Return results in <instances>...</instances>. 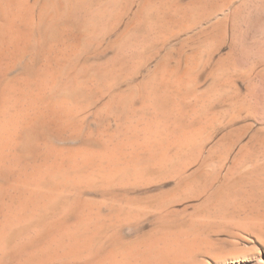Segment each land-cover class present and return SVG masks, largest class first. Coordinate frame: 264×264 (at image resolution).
<instances>
[{
	"label": "rangeland",
	"instance_id": "374dc122",
	"mask_svg": "<svg viewBox=\"0 0 264 264\" xmlns=\"http://www.w3.org/2000/svg\"><path fill=\"white\" fill-rule=\"evenodd\" d=\"M12 10L0 118L5 85L22 95L0 157V227L22 186L61 197L52 190L38 224L17 228L0 264H21L22 248L72 224L96 236L92 251L44 264H264V0H21ZM47 158L61 171L37 179Z\"/></svg>",
	"mask_w": 264,
	"mask_h": 264
},
{
	"label": "bare ground",
	"instance_id": "6f19581e",
	"mask_svg": "<svg viewBox=\"0 0 264 264\" xmlns=\"http://www.w3.org/2000/svg\"><path fill=\"white\" fill-rule=\"evenodd\" d=\"M21 2V0H0V53L5 49V46L7 45V40H8V37H9V35H11L10 34V32H11V28H10V24H9V22H10V17H12L13 15H14V13H13V10H12V5H16V3L17 2ZM25 1V0H24ZM27 1V0H26ZM78 1V0H77ZM36 2V1H35ZM23 4H24V2H22ZM18 4H20V3H18ZM46 4V3H45ZM48 4V3H47ZM22 4H20L19 6H18V9H19V7L21 6ZM76 5V4H75ZM63 6V5H62ZM61 6V7H62ZM15 7V6H14ZM22 7V6H21ZM14 10L16 9V8H13ZM50 9V8H49ZM48 9V10H49ZM26 11V10H25ZM50 11V10H49ZM35 12V11H34ZM29 13V12H28ZM33 13V12H32ZM49 14H51V13H49ZM47 15V14H46ZM59 16V15H58ZM30 18H32V17H30ZM49 18V17H48ZM52 19V18H51ZM28 21H29V19H28ZM31 21V20H30ZM12 24V23H11ZM16 35V34H15ZM21 37V36H20ZM19 37V38H20ZM62 37V36H61ZM10 46H12V45H10ZM194 57V56H193ZM189 59V58H188ZM195 61V60H194ZM196 61H197V58H196ZM191 64V63H190ZM194 64V63H193ZM196 64V63H195ZM189 66V65H188ZM185 69H186V67H184ZM190 67H188L187 69H189ZM193 68H195V66L193 65ZM185 69H183V70H185ZM186 69V70H187ZM196 69V68H195ZM185 70V71H186ZM211 70V69H210ZM184 72V71H183ZM190 72H191V70H190ZM39 73V72H38ZM181 73V72H180ZM187 73H188V71H187ZM186 73V74H187ZM181 74H179V76H180ZM40 76V75H39ZM183 76H185V73H184V75ZM182 77V76H181ZM40 78V77H39ZM47 78V77H46ZM183 79V78H182ZM37 81V80H36ZM181 81V80H180ZM40 83V82H39ZM4 84V83H3ZM85 85V84H84ZM165 85V84H164ZM4 86V85H3ZM87 86V85H86ZM23 88V87H22ZM147 90V89H146ZM23 91H24V89H23ZM2 92L4 93H2L3 95H4V97H5V100H6V113H4V116L3 117H1L0 118V157L2 156L1 155V153H2V151L4 150V149H6V148H8V147H10V145H11V140H13L12 138H13V134H14V128H16V127H14L15 126V123H16V119H17V116H16V114H14L13 112H12V110H14V109H18V106L20 105V98H21V86H20V84L18 83V82H16V81H10V82H8L6 85H5V87H4V89L2 90ZM23 93H25V92H23ZM39 93V92H38ZM21 94V95H20ZM88 95V94H87ZM58 99V98H57ZM2 100H4V98L2 99ZM4 100V101H5ZM22 100V99H21ZM70 101V100H69ZM87 102V101H86ZM2 103V102H1ZM5 103V102H4ZM55 103H56V101H55ZM3 104V103H2ZM68 105V104H67ZM62 106V105H61ZM63 107V106H62ZM5 108V107H4ZM84 108V107H83ZM66 109V108H65ZM68 109V108H67ZM2 111H3V107H2ZM15 112H17V111H15ZM29 112V111H28ZM62 113V112H61ZM72 113V112H71ZM1 114H2V112H1ZM79 114V113H78ZM70 117V116H69ZM198 118V117H197ZM179 119V118H178ZM177 119V120H178ZM194 121H195V119H194ZM175 122V121H174ZM177 122V121H176ZM182 122V121H181ZM183 122H185V121H183ZM192 123H193V121H191ZM187 123V122H186ZM196 123V122H195ZM207 123V122H206ZM183 124H185V123H183ZM189 124H191V123H188L187 125L189 126ZM194 124V123H193ZM193 124H192V126H193ZM197 125V124H196ZM177 126V125H176ZM207 126V125H206ZM180 128V127H179ZM181 128H184V129H186L185 127H182L181 126ZM180 128V129H181ZM190 128V127H189ZM204 130V129H203ZM168 131H169V129H168ZM191 131V130H190ZM193 132V131H192ZM196 132H197V130H196ZM162 133V132H161ZM168 133V132H167ZM170 133H171V131H170ZM169 133V134H170ZM139 134V133H138ZM174 134V133H173ZM184 134V133H183ZM175 135V134H174ZM192 135V134H191ZM184 137H186V136H184ZM188 137H192V136H190V134H189V136ZM157 138H155V140H156ZM185 139V138H184ZM190 139V138H189ZM200 139V138H199ZM157 141V140H156ZM158 141H160V140H158ZM157 141V142H158ZM162 141V140H161ZM170 141H172V140H170ZM198 141V140H197ZM163 142H165V141H163ZM173 142V141H172ZM104 143V142H103ZM139 143H140V141H139ZM177 143V142H176ZM160 144V143H159ZM165 144V143H164ZM46 145V144H45ZM116 145V144H115ZM164 147V146H163ZM171 147V146H170ZM61 148V147H60ZM104 148V147H103ZM113 148V147H112ZM168 148V147H167ZM173 148V147H172ZM175 148V147H174ZM47 149V148H46ZM50 149V148H49ZM52 149V148H51ZM151 149H153V148H151ZM176 149V148H175ZM113 150V149H112ZM156 150V149H155ZM47 151V150H46ZM52 151V150H51ZM163 151V150H162ZM105 152V151H104ZM175 152H176V150H175ZM47 153V152H46ZM50 153V152H49ZM163 153V152H162ZM161 153V154H162ZM39 154V153H38ZM37 154V155H38ZM62 154V153H61ZM79 154V153H78ZM160 154V155H161ZM182 154V153H181ZM36 155V154H35ZM53 155V154H52ZM90 155V154H89ZM94 155V154H93ZM167 155V154H166ZM173 155V154H172ZM176 155V154H175ZM183 155V154H182ZM78 156V155H77ZM61 157V156H60ZM64 157V156H63ZM63 157H62V159H63ZM65 157H66V155H65ZM114 157V156H113ZM164 157V156H163ZM12 158H14V157H12ZM23 158V157H22ZM45 158V157H44ZM76 158V157H75ZM171 158V157H170ZM170 158H169V160H170ZM17 159V158H16ZM48 159L49 158H47V159H45V161L41 164V165H39L38 167H36L35 166V169H34V171L32 172V174H33V176H35L37 179H39V178H41L40 176H42L41 175V172L42 171H44V172H46V174L48 173V175H50L51 176V174L53 175H55L56 176V173H58V175H59V172L61 171V168L59 167V165H55V164H53V163H49V161H48ZM66 159V158H65ZM164 159V158H163ZM0 160H1V158H0ZM81 160H83V159H81ZM161 160V159H160ZM57 161H59V160H57ZM65 161V160H64ZM165 160H163L162 162H164ZM42 162V161H41ZM61 162H62V160H61ZM61 162H59V163H61ZM73 162V161H72ZM5 163V162H4ZM16 163H19V162H16ZM63 163V162H62ZM61 163V164H62ZM65 163V162H64ZM68 163V162H67ZM171 163V162H170ZM169 163V164H170ZM174 162H172V164H173ZM57 164H58V162H57ZM60 164V165H61ZM161 164H163V163H161ZM70 166H71V164H70ZM73 166V165H72ZM4 167H5V165H4ZM3 167V168H4ZM66 167V166H65ZM85 167V166H84ZM160 167V166H159ZM168 167V166H167ZM67 168V167H66ZM161 168V167H160ZM19 169V168H18ZM26 169V168H25ZM21 170V169H20ZM158 170V169H157ZM22 171V170H21ZM67 173V172H66ZM19 174V173H18ZM22 174H23V172H22ZM45 174V175H46ZM64 174H65V172H64ZM53 175V176H54ZM151 175V174H150ZM1 176V175H0ZM54 176V177H55ZM62 176V175H61ZM64 176V175H63ZM77 176V175H76ZM201 176V175H200ZM6 177V176H5ZM44 177V176H43ZM52 177V176H51ZM51 177L50 178H48V179H50L51 180ZM57 177V176H56ZM59 178V177H58ZM149 178V177H148ZM195 178V177H194ZM202 179V178H201ZM32 180V179H31ZM56 180V179H55ZM60 180V179H59ZM59 180H58V183H59ZM27 181V180H26ZM40 181V180H39ZM66 181V180H65ZM64 181V182H65ZM187 181V180H186ZM199 182V181H198ZM23 183V182H22ZM56 183V182H55ZM57 183V184H58ZM80 183V182H79ZM193 183V182H192ZM14 184H16V183H14ZM21 184V183H20ZM27 184L29 185V183L27 182L26 183V185H25V187L27 186ZM42 184H43V182H42ZM46 184H49V183H46ZM64 184V183H63ZM84 184V183H83ZM235 184V183H234ZM36 185V184H35ZM34 185V186H35ZM59 185V184H58ZM196 185V184H195ZM198 185V184H197ZM4 186V185H3ZM33 186V185H32ZM33 186V187H34ZM45 186H47V185H45ZM49 187H50V185H48ZM47 186V187H48ZM60 186V185H59ZM13 187V186H12ZM15 187V186H14ZM47 187H45V188H47ZM66 187V186H65ZM1 188H3V187H1ZM0 188V189H1ZM11 188V187H10ZM22 188L23 189H20L18 192H17V194H16V196L14 197V200H13V202H15L16 203V205H17V207H16V210H17V212H16V214H15V216L13 217L12 216V218H7V220H6V224H4V225H2L1 227H0V256H1V254H4V256H5V251L7 250V249H9L10 247H11V245L14 243V241L16 240V239H18L17 238V236H19V230L23 227L24 228V223H25V225H27V223H29L30 221L32 222L33 220V222H35L36 220L35 219H37V217H39V215H37L38 213H39V211H40V209H41V206H44V205H47L50 201H53L52 199H53V196H56L57 197V195H59L60 194V192H61V190H60V192L58 191L59 189H54V187L53 188H51L50 190H48V189H46V190H48V192H34V193H32V192H28V191H26V188H28V186L26 187V188H24L23 186H22ZM41 188H42V186H41ZM8 189V188H7ZM38 189H40L39 187H38ZM37 189V191H40V190H38ZM196 189V188H195ZM198 189V188H197ZM233 189V188H232ZM10 190V189H9ZM36 190V189H35ZM52 190H57V195H56V193H55V191L54 192H51ZM183 190V189H182ZM192 190V189H191ZM42 191V190H41ZM45 191V190H44ZM63 191V190H62ZM181 191V190H180ZM51 192V193H50ZM176 192V191H175ZM54 193H55V195H54ZM69 193V192H68ZM1 194V193H0ZM51 194V195H50ZM53 194V195H52ZM74 194V193H73ZM67 195V194H66ZM2 196V195H1ZM0 196V197H1ZM5 196V195H4ZM3 196V197H4ZM60 197H61V195H59ZM171 196H172V194H171ZM8 197V196H7ZM57 198H59V197H57ZM0 199H3V198H0ZM4 199H5V197H4ZM56 199V198H55ZM63 199V198H62ZM61 199V200H62ZM143 199V198H142ZM11 200V201H12ZM57 201H58V199H57ZM230 201V200H229ZM55 202L56 201H54V203H53V206H51V208L53 207L54 208V205H56L55 204ZM60 202V201H59ZM63 203V202H62ZM141 203V202H140ZM139 203V204H140ZM9 204V203H8ZM138 204V205H139ZM11 205V204H10ZM50 205V204H49ZM52 205V204H51ZM58 205V204H57ZM64 205V204H63ZM96 205H98V204H96ZM114 205H116V204H114ZM143 205V204H142ZM148 205V204H147ZM4 206V209H5V205H3ZM8 206V205H7ZM46 207H48V206H46ZM45 207V208H46ZM115 207V206H114ZM149 207V206H148ZM45 208H43V210H45ZM49 208H50V206H49ZM50 208V209H51ZM139 208V207H138ZM50 209H48V210H50ZM149 209V208H148ZM52 210H54V209H51V211ZM61 210V209H60ZM140 210V209H139ZM47 211V210H46ZM62 211V210H61ZM63 211L65 212V210L63 209ZM134 211V210H133ZM0 212H1V210H0ZM56 212H57V209H56ZM63 212V213H64ZM85 213H86V211H84ZM92 212H93V210H92ZM42 213V212H41ZM41 213H40V215H41ZM46 213V212H45ZM45 213L43 214V215H45ZM76 213V212H75ZM125 213V212H124ZM134 213V212H133ZM81 214V213H80ZM88 214V213H87ZM13 215V214H12ZM56 215V214H55ZM62 215V214H61ZM69 215V214H68ZM134 215V214H133ZM50 216V215H49ZM64 216H66V215H64ZM99 216H100V214H99ZM36 217V218H35ZM41 217V216H40ZM39 217V218H40ZM55 217V216H54ZM58 217H59V215H58ZM57 217V218H58ZM101 217V216H100ZM132 217V216H131ZM3 218H4V216H3ZM45 218H46V216H45ZM59 218H61V217H59ZM65 218V217H64ZM6 219V218H5ZM53 219V218H52ZM77 219H79V218H77ZM76 219V220H77ZM132 219V218H131ZM47 220V219H46ZM51 220V219H50ZM82 220H84L83 218H82ZM92 220V219H91ZM103 220V219H102ZM113 220V219H112ZM3 221V220H2ZM38 219H37V221H36V223L38 224ZM47 221H49V220H47ZM86 221V220H85ZM87 221H88V223L87 224H90V225H92L93 223H97V222H91V221H89L88 220V217H87ZM93 221V220H92ZM115 221H116V219H115ZM120 221V220H119ZM127 221H129V220H127ZM184 221H186V220H184ZM79 222H81V221H79ZM90 222V223H89ZM107 222V221H106ZM109 222V221H108ZM134 222V221H133ZM3 223H4V221H3ZM48 223V222H47ZM55 223V222H54ZM54 223L52 224V225H54ZM92 223V224H91ZM99 223V222H98ZM98 223H97V225L96 226H98ZM110 223V222H109ZM185 223V222H184ZM22 224V225H21ZM45 224V223H44ZM49 224V223H48ZM62 224V223H61ZM60 224V225H61ZM77 224H78V222H77ZM83 224V223H82ZM85 224V223H84ZM87 224H85V225H87ZM111 224V223H110ZM109 224V225H110ZM165 224V223H164ZM21 225V227L19 228V230H17V228L19 227ZM51 225V226H52ZM74 227H71L69 224L67 225V226H70L71 228H68V227H66V225L64 226V224L62 225V226H64V227H66L65 228V230H67L66 232H64L65 230H62V232H64V233H62V234H60L59 233V237L57 238V236H52V238H51V236H50V238H49V235H48V238H47V236H45L46 237V240H45V243H44V235H43V240L42 239H40V240H42L41 242H42V246H40L39 248H37L36 249V246H35V249L36 250H33L32 251V253H30V254H27L28 252H26V250L28 249H26L25 247H24V249H25V251H23V252H25V253H20L22 250H23V248H22V250L21 251H19V255H21L20 257H22V258H20V257H18V258H20L21 259V264H44V263H47V262H50V261H53V260H55V259H57V258H68V257H72V256H80V255H82V254H86V252L87 251H92V249L94 248L93 247V245L96 243L95 242V235L92 233V234H83V231H84V229H83V231L81 232L80 230H82V229H78L76 226H75V224H72ZM101 225V224H100ZM102 225H104V224H102ZM109 225H106L107 226V228H108V226ZM47 226V225H46ZM46 226H45V228H46ZM88 226V228H90L89 227V225H87ZM105 226V227H106ZM162 226V225H161ZM160 226V227H161ZM36 227V226H35ZM57 227V226H56ZM61 227V226H60ZM64 227H61L62 229L64 228ZM85 228H86V226H84ZM110 227V226H109ZM22 228V229H23ZM53 228V227H52ZM59 228V227H58ZM58 228H56V229H58ZM81 228H83V227H81ZM88 228H86V229H88ZM94 228H95V226H93V230H94ZM99 228V227H98ZM107 228H105L106 230H107ZM167 228V227H166ZM26 229L27 228H25V229H23V230H25V232H26ZM47 230V229H46ZM61 230V229H60ZM59 230V231H60ZM88 230H90V229H88ZM99 230L100 231H102L100 228H99ZM155 230V229H154ZM157 230H159V229H157ZM263 230V229H262ZM22 231V230H21ZM20 231V232H21ZM39 231V230H38ZM37 231V232H38ZM52 231H53V229H52ZM95 231H97L96 229H95ZM100 231H98V232H96V233H100ZM209 231V230H208ZM260 231V230H259ZM264 231V230H263ZM54 232V231H53ZM52 232V233H53ZM81 232V233H80ZM87 232V231H86ZM90 232H91V230H90ZM185 232V231H184ZM188 232V231H187ZM189 232H190V230H189ZM41 233V232H40ZM47 233V232H46ZM56 233V232H55ZM48 234H49V232H48ZM183 234V233H182ZM208 234V233H207ZM24 235V234H23ZM32 235V234H31ZM36 235H38V234H36ZM156 235V234H155ZM185 235V234H184ZM199 235V234H198ZM102 236V235H101ZM109 236H111V235H109ZM192 236V235H191ZM196 236V235H195ZM32 237V236H31ZM103 237V236H102ZM146 237V236H145ZM172 237V236H171ZM174 237V236H173ZM33 238H34V236H33ZM151 238V237H150ZM171 239V238H170ZM169 239V240H170ZM202 239V238H201ZM31 240V239H30ZM103 240V239H102ZM121 240H122V238H121ZM133 240V239H132ZM168 240V239H167ZM196 240V239H195ZM194 240V241H195ZM200 240V239H199ZM28 241V240H27ZM99 241V240H98ZM114 241V240H113ZM202 241V240H201ZM200 241V242H201ZM29 243H30V241H28ZM32 242V241H31ZM122 242V241H121ZM184 242V241H183ZM182 242V243H183ZM215 242V241H214ZM152 243V242H151ZM157 243V242H156ZM179 243H180V241H179ZM97 244H98V242H97ZM96 244V245H97ZM168 244H169V242H168ZM184 244V243H183ZM192 244V243H191ZM35 245H37L36 244V242H35ZM129 245V244H128ZM145 245V244H144ZM186 244H184L183 246H185ZM192 245H194V243L192 244ZM196 245H198V243L196 244ZM200 245V244H199ZM21 246V245H20ZM28 246H30L29 244H28ZM118 246V245H117ZM152 246V245H151ZM166 246V245H165ZM186 246H188V244L186 245ZM191 246V245H190ZM195 246V245H194ZM31 247V246H30ZM128 247V246H127ZM192 247V246H191ZM212 247V246H211ZM14 248V247H13ZM31 248H33V246L31 247ZM118 248H120V247H118ZM122 248V247H121ZM159 248H161V247H159ZM163 248V247H162ZM190 248V247H189ZM188 248V249H189ZM30 250V249H29ZM29 250H27V251H29ZM122 250V249H121ZM125 250H126V248H125ZM137 250V249H136ZM150 250V249H149ZM152 250V249H151ZM150 250V251H151ZM168 250H170L169 248H168ZM182 250H184V249H180V251L182 252ZM206 250H208V249H206ZM31 251V250H30ZM98 251V250H97ZM112 251H113V249H112ZM111 251V252H112ZM146 251V250H145ZM161 251V250H160ZM170 251H173V250H170ZM185 251V250H184ZM215 251V250H214ZM4 252V253H3ZM121 252V251H120ZM119 252V253H120ZM122 252H123V250H122ZM125 252V251H124ZM147 252V251H146ZM197 252V251H196ZM205 252H207V251H205ZM9 253V252H8ZM106 253V252H105ZM104 253V254H105ZM113 253H114V251H113ZM117 254H118V252H116ZM151 253V252H150ZM209 253V252H208ZM23 254H25V255H23ZM98 254V253H97ZM146 254V253H145ZM175 254V253H174ZM6 255H7V253H6ZM88 255H89V253H88ZM90 255H92V254H90ZM94 255H95V253H94ZM107 255V254H106ZM121 255H123V254H121ZM87 256V255H86ZM93 256V255H92ZM96 256V255H95ZM99 256H101L100 254H99ZM108 256V255H107ZM114 256H115V253H114ZM88 257V256H87ZM89 257H91V256H89ZM94 257V256H93ZM97 257V256H96ZM101 257H104V255L103 256H101ZM100 257V258H101ZM113 257V256H112ZM112 257H110V259L112 258ZM117 257V256H116ZM133 257V256H132ZM131 257V258H132ZM146 258H149V257H147V256H145ZM144 257V258H145ZM180 258H181V254H180V256H179ZM3 258V257H2ZM79 258V257H78ZM95 258V257H94ZM93 258V259H94ZM99 258V259H100ZM109 258V257H108ZM118 258V257H117ZM129 258H130V256H129ZM143 258V259H144ZM145 258V259H146ZM5 259V258H4ZM89 259H91L92 260V258H89ZM105 259H107V258H105ZM105 259H103L102 258V260L104 261ZM113 259V258H112ZM144 259V261L145 262H147V260H145ZM150 259V258H149ZM158 259V258H157ZM96 259H94V261H95ZM101 260V259H100ZM108 260V259H107ZM142 260V259H141ZM159 260V259H158ZM174 260V259H173ZM13 261V260H12ZM82 261V260H81ZM109 261V260H108ZM112 261V260H111ZM121 260L119 259V262H120ZM128 261V260H127ZM149 261V260H148ZM177 261H178V259H177ZM63 262H65V261H63ZM98 262V261H97ZM113 262H118V260L116 259H114V261ZM112 262V263H113ZM118 262V263H119ZM143 262V261H142ZM155 262H157V261H155ZM168 262H170V261H168ZM18 263H19V261H18ZM101 262H98L97 264H100ZM106 263V262H105ZM121 263V262H120ZM129 263V262H128ZM139 263V262H138ZM141 263V262H140ZM164 263V262H163ZM93 264H95V262L93 263ZM102 264V263H101ZM109 264H110V262H109ZM114 264V263H113ZM117 264V263H116ZM125 264V263H124ZM134 264V263H133ZM157 264H158V262H157ZM170 264H171V262H170Z\"/></svg>",
	"mask_w": 264,
	"mask_h": 264
}]
</instances>
